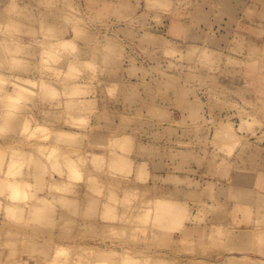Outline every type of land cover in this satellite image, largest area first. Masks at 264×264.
Segmentation results:
<instances>
[{
	"label": "rangeland",
	"instance_id": "1",
	"mask_svg": "<svg viewBox=\"0 0 264 264\" xmlns=\"http://www.w3.org/2000/svg\"><path fill=\"white\" fill-rule=\"evenodd\" d=\"M259 84L264 0H0V264H264Z\"/></svg>",
	"mask_w": 264,
	"mask_h": 264
},
{
	"label": "crops",
	"instance_id": "2",
	"mask_svg": "<svg viewBox=\"0 0 264 264\" xmlns=\"http://www.w3.org/2000/svg\"><path fill=\"white\" fill-rule=\"evenodd\" d=\"M250 83H251V81H250L249 77L247 76V79H246V85L249 86ZM259 86H260V88H261V87H262V88L264 87L263 85L261 86L260 84H259ZM262 90H264V89H262ZM249 95H251V97L254 98V99L258 97L257 95H255V93H254L253 91H252L251 94H249ZM248 97H250V96H248ZM259 98L263 99V101H264V96H260ZM260 148H261V150H262V167H263V175L260 176L259 181L262 183V185H264V142L261 143V147H260Z\"/></svg>",
	"mask_w": 264,
	"mask_h": 264
},
{
	"label": "bare ground",
	"instance_id": "3",
	"mask_svg": "<svg viewBox=\"0 0 264 264\" xmlns=\"http://www.w3.org/2000/svg\"><path fill=\"white\" fill-rule=\"evenodd\" d=\"M68 44H69V43H68ZM38 69H40V68L38 67ZM38 75H39V74H38ZM29 77H30V76H29ZM219 130H220V129H219ZM222 130H224V132H223V131H218L217 133H219V132H223V133H225V132L228 131V130L225 131V128H223V127H222ZM230 131H231V130H230ZM230 131H228V132H230ZM231 132H232V131H231ZM219 134H220V133H219ZM229 134H230V133H229ZM233 134H234V133H233ZM233 134H232V135H233ZM227 136H229V135L227 134ZM230 136H231V135H230ZM231 137H232V136H231ZM234 142H235V141H234ZM238 142H239V141H238ZM231 144H233V142H232ZM231 144H230V145H231ZM231 146H232V145H231ZM232 147H236V145H235V146H232ZM233 149H234V148H233ZM75 173H76V172H75ZM75 173H74V174H75ZM77 173H78V171H77ZM79 175H80V174H79ZM76 176H78V174H76V175L74 176L75 179L77 178ZM79 177H80V178H77V179L80 180V179H81V175H80ZM58 248H59V246H58ZM58 248H57V252L60 250L61 247H60L59 249H58ZM60 252H61V250H60ZM60 252H58V254H59ZM57 257H58V256H57ZM99 264H100V263H99ZM102 264H103V263H102Z\"/></svg>",
	"mask_w": 264,
	"mask_h": 264
}]
</instances>
